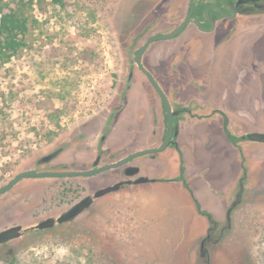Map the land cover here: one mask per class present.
<instances>
[{"label": "rangeland", "instance_id": "374dc122", "mask_svg": "<svg viewBox=\"0 0 264 264\" xmlns=\"http://www.w3.org/2000/svg\"><path fill=\"white\" fill-rule=\"evenodd\" d=\"M185 1L33 0L25 45L0 63V187L63 144L57 161L92 157L138 23L173 16ZM253 146L263 163L238 185L229 219L227 206L200 213L180 182L126 186L74 222L0 245V264H63L69 255L83 264H264V148ZM101 182L22 181L0 198V230L57 214Z\"/></svg>", "mask_w": 264, "mask_h": 264}, {"label": "flooded vegetation", "instance_id": "af4514ba", "mask_svg": "<svg viewBox=\"0 0 264 264\" xmlns=\"http://www.w3.org/2000/svg\"><path fill=\"white\" fill-rule=\"evenodd\" d=\"M189 15L182 32L153 42L142 53L147 75L137 62L138 48L151 34L168 32ZM163 17L135 49L125 45L124 67L106 115L121 99L122 118L110 136L105 135L99 163H112L104 158L117 157L111 149L134 148L129 155L160 147L171 126L165 150L136 156L105 176L128 179L125 168L133 165L140 167L136 177L148 176L151 183L180 182L193 196L196 184L203 192L218 194L222 190L216 186L219 172L212 157L221 150L223 132L241 159L242 190L248 171L263 163L250 153L256 142L243 136L264 131V0H186L173 16ZM142 26L139 22L133 35ZM257 144L259 151L264 148ZM235 189L239 195L241 190Z\"/></svg>", "mask_w": 264, "mask_h": 264}, {"label": "water", "instance_id": "95a60500", "mask_svg": "<svg viewBox=\"0 0 264 264\" xmlns=\"http://www.w3.org/2000/svg\"><path fill=\"white\" fill-rule=\"evenodd\" d=\"M160 18V17H159ZM159 18H156L152 21L143 23L142 29L137 32L132 39L129 42L130 49H135L136 44L140 42V40L146 36L148 33V29L152 28L153 23L156 20H159ZM191 15L187 16L180 24H178L173 29L169 30L168 32H155L151 34L147 40L138 48L136 59L139 64V66L143 68L141 64V55L146 50V48L152 44L153 42H156L158 40H164L169 39L172 37L177 36L180 32L184 30L186 27L188 21L190 20ZM128 45V48H129ZM145 71V69H144ZM147 75H150L149 72L145 71ZM115 106L110 110L109 116L106 117L105 120V126L102 130L100 136L98 139L93 143L94 153L92 157L88 160L81 161L79 157H73L69 160L64 161H57V159L60 158V156L64 153L67 146L66 145H60L57 148L44 153L40 157L36 159L35 165L33 167H29L26 170H23L19 173H17L12 179H10L7 183H5L2 187H0V198L10 193L15 187H17L20 182L25 180H43V179H61V178H71V179H79V178H96L93 176H98L102 178L103 182L97 184L94 186V188L86 193L84 196H82L79 200L75 201L73 204H71L69 207L61 210L57 214H50L48 216H44L41 218H38L36 221H32L30 223L25 222H18L16 224L9 225L8 227H5L0 230V245L8 244L12 241L18 240L22 237L28 236L30 234H33L35 232H40L48 229L55 228L57 226H61L66 223L74 222L80 215H82L84 212L88 211L92 208L94 203L99 200L100 198H103L107 196L108 194L118 192L122 190L126 186H137L141 184H147L151 183L153 179H150L148 176L139 175L136 177L140 172V167L129 165L125 168V174L128 176V179L121 180L119 177H106L105 172H113L116 171L115 169L121 168L123 165H125L130 159L150 153V152H161L165 150L170 142L171 135H172V127L170 126L169 132L167 135V138L165 142L158 148L154 149H142L136 152H133L129 155H127L129 152H132L135 150L134 148H122V149H116L110 150L111 154H116L117 157H108L105 156L106 159L105 162H112L110 164H100V156L97 157V153L105 150V135L110 136V133L113 132L115 129V126L118 125L120 122V119L122 118V108L123 104H114ZM244 138H247L249 141L261 143L262 146H264V131H249L246 133ZM126 155V156H124ZM122 157L121 159H119ZM117 159V161L113 162V160ZM119 159V160H118ZM99 163V164H98ZM94 165H98L96 167H92ZM263 168H261L262 170ZM261 173V171H260ZM258 177V172L257 175ZM260 176V174H259ZM104 178H106V182L104 181ZM110 178V179H109ZM261 178V176H260ZM157 183V182H156ZM227 198V217L230 218L231 211L233 210L236 200L237 192L233 191V193H225ZM240 196L242 194H239ZM235 196V198H234ZM238 198V195H237ZM236 200V201H235ZM198 205V204H197ZM198 208L200 210V213H203L204 215H207V217H211L210 211H206V209L202 208L201 205H198ZM211 234L208 233L205 238L201 241V255L202 257H206L207 252V244L208 240L210 239ZM204 262L208 264L207 259H204Z\"/></svg>", "mask_w": 264, "mask_h": 264}, {"label": "crops", "instance_id": "0c3cea01", "mask_svg": "<svg viewBox=\"0 0 264 264\" xmlns=\"http://www.w3.org/2000/svg\"><path fill=\"white\" fill-rule=\"evenodd\" d=\"M219 138L221 150H219V152H214L212 158L216 159V170L219 172L216 175V186L218 188L221 187L222 191L218 194L203 192L198 185H193L195 186L194 196L197 198L198 202H200L202 207L206 210L213 213L223 211L226 208L227 198L224 192L227 194L233 193V191L236 190V186L238 187L239 185L238 181L242 174L241 159L238 157L237 151L226 141L223 132H221ZM206 155L211 154L207 153ZM208 197L212 198L211 201H207Z\"/></svg>", "mask_w": 264, "mask_h": 264}, {"label": "trees", "instance_id": "16d2710c", "mask_svg": "<svg viewBox=\"0 0 264 264\" xmlns=\"http://www.w3.org/2000/svg\"><path fill=\"white\" fill-rule=\"evenodd\" d=\"M32 5L33 0L21 1L16 7L0 1V63L8 61L25 45V37L32 22V17L28 14V6ZM63 264H83V262L69 255Z\"/></svg>", "mask_w": 264, "mask_h": 264}]
</instances>
